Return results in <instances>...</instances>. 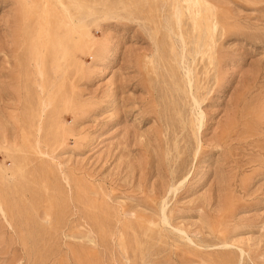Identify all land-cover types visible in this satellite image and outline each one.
I'll return each instance as SVG.
<instances>
[{
    "label": "rangeland",
    "instance_id": "rangeland-1",
    "mask_svg": "<svg viewBox=\"0 0 264 264\" xmlns=\"http://www.w3.org/2000/svg\"><path fill=\"white\" fill-rule=\"evenodd\" d=\"M0 264H264V0H0Z\"/></svg>",
    "mask_w": 264,
    "mask_h": 264
}]
</instances>
